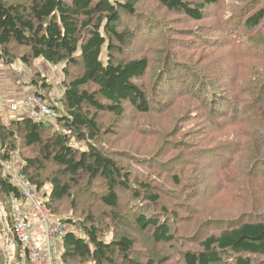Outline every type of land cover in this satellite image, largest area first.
Instances as JSON below:
<instances>
[{
	"label": "trees",
	"instance_id": "16d2710c",
	"mask_svg": "<svg viewBox=\"0 0 264 264\" xmlns=\"http://www.w3.org/2000/svg\"><path fill=\"white\" fill-rule=\"evenodd\" d=\"M250 5L251 9L249 5L246 9L240 5L222 11V0H0V59L4 64H13L18 59L31 67L35 60L43 59L50 66L63 65L60 109L49 102L48 91L44 93L49 85L40 84L36 86L39 90L34 91L53 106L59 129H54L48 120L23 118L6 125L0 119V161L8 166L14 154H18L21 165L17 173L38 190L49 184L50 193L42 195L44 206L57 219L72 226V231L60 241L59 264H264V195L251 197L248 193L245 199L235 198L240 204H236L233 213L226 219H214L223 227L215 233L201 235L197 248L188 247V243L181 241L182 235L179 233L180 238L177 235L179 222L171 224L175 218L173 212L177 211L170 213L166 209L160 194L154 192V187H159L157 184L133 181L126 162L137 157L129 151H108L113 145L106 146L105 136L113 131L104 127L123 120L133 111L136 121L142 123L144 117L150 115L158 121L168 120L171 119L168 108L180 102L183 107L177 110L184 109L186 123L198 111L201 120L212 123L215 133L224 132L226 148L212 144L203 149L201 127H193L186 130L181 145L177 143L178 158L182 154L190 158L196 150L206 149L211 156H223L226 152L234 156L229 146L240 145L241 141L230 136L237 127L247 135L252 131L248 147L253 148L255 140L259 143L258 151L264 152L261 144L264 137V52L232 48L230 52L223 51V56L232 64L228 68L231 74L227 79L231 84L227 97L213 86L218 79L215 78L217 69L207 68L203 62L179 63L176 59L185 45L192 44L194 39L186 42L193 36L189 33L201 28L209 13L212 14L211 27L221 28L232 21L228 35L251 37L264 46L258 39L264 32V0H252ZM159 20L164 21L163 26L157 24ZM136 23L142 27L138 29ZM154 25L160 43L144 47L148 40L145 29L151 30ZM183 25L194 27L189 31L177 28ZM216 36L212 48L221 50L229 39L221 41L225 35L219 31ZM202 40L205 43L209 39ZM172 41L180 44L174 56H171ZM20 49L23 53L17 57L15 51ZM190 49L199 52L195 47ZM166 68L171 73V81L164 90L159 83ZM152 72L153 77L157 73L153 92H165V97L172 94L169 100L173 104L163 102L165 111L161 104L155 103L152 92L140 84L142 78H149ZM26 85L35 86L38 82L32 79ZM206 96L209 100L203 99ZM152 106L156 111L152 112ZM225 110H229L228 115L219 114ZM104 115L108 116L106 123ZM180 118L172 121L171 129L163 136L155 130L150 131L149 126L133 128L132 122L126 135L137 133L132 140L138 146L147 144L151 137L162 138V151L157 142L151 147L146 145L154 160L157 154L170 152L171 148H164L165 137L174 132ZM118 128L119 125L115 134ZM113 140L114 145L120 141ZM71 141L83 143L84 147H76ZM176 160L168 164L170 169L176 168ZM255 166L263 173L254 172L262 183L242 176L252 187V194L264 189V155L258 152ZM177 175L173 173L169 178L172 186V179L175 185L180 184ZM220 175L224 178L223 173ZM215 185L221 188L224 184ZM125 196H129L130 201L146 203L134 210L129 219L114 213L119 206L121 208ZM185 200L187 202L179 206L190 207L189 194ZM61 204L70 206L72 213L66 215ZM147 204L150 208L145 211ZM92 205L95 211L110 210L111 213L99 220ZM14 206L22 212L27 211L28 200L0 165V219L5 225L4 237L16 246L15 259L23 258L25 264H30L27 251L14 234L17 219ZM122 223L127 229H134H120ZM210 223L204 221L199 227ZM199 230L185 239L197 238ZM140 234H148L150 240L145 238L142 243ZM153 246H159L157 254L154 258L147 257ZM163 248L168 249L166 255L169 257L178 250L179 263H167L166 255L159 256ZM21 250H24L23 257ZM0 264H5L1 250Z\"/></svg>",
	"mask_w": 264,
	"mask_h": 264
},
{
	"label": "rangeland",
	"instance_id": "374dc122",
	"mask_svg": "<svg viewBox=\"0 0 264 264\" xmlns=\"http://www.w3.org/2000/svg\"><path fill=\"white\" fill-rule=\"evenodd\" d=\"M252 0H222V11L228 10L230 7H239L240 5H244L243 9H246L249 5V9H251V3ZM212 11V10H211ZM210 11V12H211ZM239 12H242L239 11ZM209 13V12H208ZM237 15H239L238 11L236 12ZM175 16H171L170 18H174ZM212 18V14H208L206 16L205 24L195 30V32H190L189 34H193L192 37H190L187 41L194 39L192 44L185 45V50L182 53H179V57H176L179 63H190V64H199L200 62H203L204 65H206L207 68H214L217 69V75L215 78L217 79V83L214 82L213 86L218 90V92L222 93L225 97L228 96L227 88L230 86L231 83L228 82V77L231 74V71L228 70L230 66H232L231 61H228L223 56V51L226 49L229 52L232 51V49H241L245 52L247 51H263L264 52V46L258 45L255 39L246 38V37H236L228 35V30L232 26V21H230L228 24L222 26L221 28H213L209 25V22ZM157 24L163 26L164 21L159 20ZM138 25V29L142 27L139 23H136ZM134 26V25H133ZM194 26H187L183 25V30L189 31ZM220 32L221 34H224L225 37L222 38L221 41H225L226 38H228V42L223 44V48L221 50H213L212 45L214 44V39L217 38V32ZM227 34V35H226ZM145 35L148 37V40L144 43V47H152V43L159 45L160 39L157 37L159 35V32L155 30V25L151 30L145 29ZM209 39L205 43H203L202 39ZM258 39L262 44L264 45V32L260 35H258ZM140 43L143 42V40H138ZM203 44H206V47H203ZM230 44L231 47L228 45ZM170 47L172 49L171 56L175 55V52L179 49L180 44L176 43L175 41H172L170 43ZM190 47H195L199 50V52H193ZM217 47V46H216ZM232 48V49H231ZM131 54H134L132 50H129ZM127 52V54L129 53ZM168 51V50H167ZM23 53V51L16 50L15 54L17 57ZM170 54V52L168 51ZM126 54V55H127ZM174 58V57H173ZM0 64H3L5 68H8L11 73V81L15 82L17 80L20 84L28 83L30 80L35 79L38 82V85L31 86L30 89H34L33 92L28 93L32 94L34 91L39 90L37 87L41 84H47L49 85V88H47L44 93H47L48 91V100L49 97L51 104H53L57 108H61L60 100L63 94V85H62V69L63 65L61 66H50L45 60L38 59L35 60L31 67L25 66L20 60L16 59V61L13 62V64H4L3 60L0 59ZM160 70V68L157 70ZM183 70V69H182ZM154 71V70H153ZM156 75L153 77V72L151 76L144 77L141 80V85L145 90L152 92V97L157 104H161L162 111L163 110V102L168 101V104H173L169 99L172 97V94H169L165 97V92L162 91H155L153 92L152 86L155 83ZM1 74V71H0ZM171 81V73L166 68L164 72L161 74V82L159 83L161 85L160 89H167V86L170 84ZM37 86V87H36ZM157 86L155 85V88ZM10 96V95H9ZM205 100H209L208 96L203 98ZM232 100H234L232 98ZM235 101V100H234ZM176 107H169L168 109L171 112V119H165L164 121H158L156 120V117L145 116L144 122L136 121V113L131 112L130 116H126L123 120L119 119L116 120V122L112 125H106L104 126L106 129L111 132V134L106 135V146L109 144H112L113 146L108 151L111 150H119V151H129L130 153L134 154L137 158L135 160H132L130 162H126V164L129 163V170L132 173L133 181L136 180H146L151 181V183L157 184L159 187H154V192L159 193L161 196V200H163V203L167 205L168 208H166L170 213L171 211H177L173 212L175 213L174 221H171V224H177L179 222L180 230L176 228V232L178 233V237L180 238V234L182 235V242L188 243V247L191 248H197V242L198 239L201 237V235L205 234H212L217 232L218 228H222L223 226H220L218 222H214L216 218H224L225 219L233 213L236 204L238 203V200L235 198L245 199V195L248 193L251 194V197H255L257 195L261 196L264 195V189H258L256 190L255 194H252L253 189L252 187H249L248 184H246L243 175L249 176L250 179H254L259 181L261 180L259 177H257L254 172L258 173L259 175H263L261 170H256V153L258 152L260 155H264L263 151H258L257 147L259 146V143H257L255 140L253 143V148H249L248 145L250 142V137L252 135V131H249V134H244L241 131V128H235L231 132L230 138L233 140L240 139L241 144L237 146H232L229 148L234 152V156H230L229 153H225L222 155H210L208 154V148L211 147L210 145H220V149L226 148L225 146V138H224V132L221 133H215L214 132V126L209 120H201L200 116L201 114L198 111H195L192 117V120L188 123L183 118L184 109L182 111H178L177 109L180 107H183L180 102L174 103ZM154 106H152L153 108ZM156 111V108L154 107L153 111ZM220 115H228V111H222L219 113ZM106 116V115H104ZM178 117H181L179 121L176 124V128L174 132L171 134H168L165 139H167V142L164 145L165 149L171 148L170 152L168 154L159 153L156 156H154V160L151 157L150 148L146 145L154 146L155 142H157V145L162 151L163 149V140L162 138H156L151 137L147 144L145 145H136L132 138H135L137 136V133H132L130 135H126L129 128V123L132 122L134 127L137 129H141L144 126H149L150 131L155 130L157 134H162V136L167 133L171 129L172 121L174 123L175 119ZM23 118H29V114L24 113V115H19L18 113L9 112L4 109L0 110V119L2 123L9 124V122L13 120H20ZM189 118H186V120ZM44 120V119H42ZM108 120V116L104 117V122ZM111 123V122H110ZM50 124L53 126L54 129H59V127L56 124V121H51ZM119 125L118 132L116 133V127ZM195 127L196 129H199L201 127V132L203 139L200 142L201 147L203 149H206V151H200L196 150L192 157L187 158L186 154L180 155V148H178V144L181 145L182 137L186 130H189L191 128ZM257 129V128H254ZM150 131H147L150 132ZM228 131V130H226ZM176 133V135H174ZM114 138L120 139L116 145H114ZM157 139V140H156ZM72 145L76 147H84L83 143H78L75 141H71ZM261 144L264 146V137L261 139ZM178 148V150L172 149V148ZM148 157V158H145ZM13 160L8 163V166L16 171L17 167L21 165V162L18 158V154H14ZM140 157L143 158V160H140ZM145 159L148 160V162H145ZM179 159V160H176ZM151 160V161H149ZM176 160V168L170 169V162ZM195 168V170H194ZM256 170V171H255ZM173 173H178V179L180 184L175 185L174 179H172V183H169V178ZM220 173H223L224 178L220 175ZM167 181V182H166ZM257 181H255V185H257ZM215 183H223L224 185L221 188H218ZM51 187L49 184L44 185L40 189V193L43 195L44 193H50ZM190 195L191 200V206L185 207V206H179L181 203L187 202L185 200L187 195ZM174 197V199H173ZM98 203L92 202L91 204ZM176 203H179L177 206H174ZM65 204V203H64ZM174 204V205H173ZM141 205H146V203L143 202V200L133 202L130 201L129 196L124 197V202L120 208L115 210L114 213H118V215H121L122 217H128V219L131 217V213H133L136 209H141ZM173 205L174 207H172ZM64 207V213L66 215H70L72 213V209L70 206L66 205L63 206L61 204L60 208L63 210ZM92 208L94 212L96 213L99 220L104 215H110V210L107 211H95V206L92 205ZM150 206L147 204L146 210L148 211ZM83 210L82 208H79ZM165 210L161 211L164 212ZM159 212V211H158ZM105 213V214H104ZM2 216V212L0 210V218ZM218 220V219H217ZM165 221H168L165 220ZM204 221H211V223L204 227L199 225L203 223ZM225 221V220H224ZM223 221V222H224ZM119 225V224H118ZM122 228H125L124 230H132L133 227H130L127 229V226L123 223L120 226ZM197 229H200L198 232V237L193 240H186L185 237L188 235H191L194 231ZM5 225L4 222L0 219V250L2 252V255L4 256L5 264H25L24 259H15V251L16 246L13 244V242L8 241L6 237H4ZM132 233H135L133 231ZM180 233V234H179ZM110 235V234H109ZM142 238V243L145 242V238L150 240V236L148 234H140ZM178 238V239H179ZM177 239V240H178ZM142 249H145L141 247ZM139 248V249H141ZM159 246H153V249L148 253V256H153L157 254ZM167 248H163L161 252H159V256L166 255ZM21 256H24V250H21ZM167 257V263H179L177 257H179V251L175 250L172 257H169L168 254L165 256ZM88 264V263H87Z\"/></svg>",
	"mask_w": 264,
	"mask_h": 264
},
{
	"label": "built area",
	"instance_id": "2783aa9c",
	"mask_svg": "<svg viewBox=\"0 0 264 264\" xmlns=\"http://www.w3.org/2000/svg\"><path fill=\"white\" fill-rule=\"evenodd\" d=\"M53 106L34 93L27 95L18 103L0 102V110L4 109L14 113L29 112L30 119L33 121L42 119L54 121L57 118V113ZM0 165L10 175L14 186L28 200V208L34 218L33 222L27 221L24 213L14 206L17 217L14 234L17 241L27 251L29 263L59 264L60 241L72 231V226L69 223L60 221L51 214L44 206L40 190L1 161Z\"/></svg>",
	"mask_w": 264,
	"mask_h": 264
},
{
	"label": "crops",
	"instance_id": "0c3cea01",
	"mask_svg": "<svg viewBox=\"0 0 264 264\" xmlns=\"http://www.w3.org/2000/svg\"><path fill=\"white\" fill-rule=\"evenodd\" d=\"M0 102L1 103H18L23 100L28 93L33 92L34 89H30L26 83L20 84L17 80L11 81V73L8 68H5L3 64H0ZM10 95V96H9ZM29 114V112L18 113L19 115ZM18 171V167L17 170ZM26 218L32 221L34 218L28 208L27 211L23 212Z\"/></svg>",
	"mask_w": 264,
	"mask_h": 264
},
{
	"label": "bare ground",
	"instance_id": "6f19581e",
	"mask_svg": "<svg viewBox=\"0 0 264 264\" xmlns=\"http://www.w3.org/2000/svg\"><path fill=\"white\" fill-rule=\"evenodd\" d=\"M25 179V178H24ZM32 185V184H31Z\"/></svg>",
	"mask_w": 264,
	"mask_h": 264
}]
</instances>
